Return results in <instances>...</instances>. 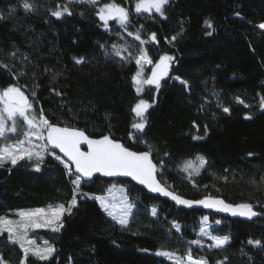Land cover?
Returning <instances> with one entry per match:
<instances>
[{
	"label": "trees",
	"instance_id": "1",
	"mask_svg": "<svg viewBox=\"0 0 264 264\" xmlns=\"http://www.w3.org/2000/svg\"><path fill=\"white\" fill-rule=\"evenodd\" d=\"M23 2L34 10L26 12ZM108 2L90 6L69 0H0V62L8 65L0 68V89L23 86L34 108L57 126L74 127L91 137L110 135L137 152L151 146L157 179L184 199L210 196L230 204L250 203L259 217L242 221L178 207L129 180L95 176L82 182L77 204L63 215L59 232L30 229L31 238L48 241L55 251L44 261L29 257L28 264H172L154 254L162 247L178 256L191 248L194 257L208 264H264V30L257 27L264 22V0H169L163 17L137 14V0H115L129 11L126 29L115 20L102 26L96 13ZM58 5H67L72 14L52 16L50 10ZM138 30L143 45L128 35ZM113 45L129 50L121 52L126 59L114 55ZM141 47L154 63L165 54L174 61L159 89L147 85L138 95L132 76ZM11 52L18 56L11 58ZM80 57L84 60L77 64L74 58ZM20 71L25 75L12 79ZM139 99L151 105L142 132L131 127L137 120L132 107ZM8 137L7 142L17 139ZM56 155L48 148L39 171L35 159L0 167V215L67 206L75 176L66 174ZM198 155L206 165L190 178L191 170L181 169L187 161L197 164ZM114 185L124 188L133 205L126 227L89 198L106 194ZM154 206L156 216L151 214ZM205 217L212 235L230 237L225 248L212 249L211 240L197 235ZM173 222L181 232L171 228ZM196 239L200 245L188 243ZM249 239L261 245H249ZM0 256L8 264H19L22 256L7 233L0 235Z\"/></svg>",
	"mask_w": 264,
	"mask_h": 264
},
{
	"label": "snow or ice",
	"instance_id": "2",
	"mask_svg": "<svg viewBox=\"0 0 264 264\" xmlns=\"http://www.w3.org/2000/svg\"><path fill=\"white\" fill-rule=\"evenodd\" d=\"M72 2H79L90 6L100 4V0H69V3ZM168 2L169 0H137L135 12L139 14L141 12L151 13L155 11L163 17L165 5H167ZM22 7L26 12L34 10V6L28 2H23ZM65 13L68 15L72 14L67 5L62 8L58 5L56 10H50V14L56 18H61ZM96 14L99 19L104 22L105 28L108 27L109 20H115L121 28L125 29L130 23L129 11L116 3L115 0L100 5ZM205 25L209 28L212 27L211 21L209 20H205ZM257 27L264 30V22L258 24ZM128 35L134 36V39L140 41L141 45L145 43V41L141 39L139 30L135 34L128 32ZM150 39L156 41V34L151 33ZM175 39L176 37L173 36L172 40ZM122 51L129 50L127 48L121 49L118 45H113L114 55L121 59H126L121 55ZM9 56L15 59L18 53L11 52ZM23 59L27 60L28 58L24 56ZM74 59L77 64L82 63L84 60L83 57ZM173 61L174 57L167 54L161 55L158 61L155 62L151 75L145 78L143 75V67L145 64H152L153 61L148 57L145 49L141 47L139 49V54L135 56L137 71L132 76L137 94L139 95L143 90L144 85H155L156 88L159 89L161 79L168 75L170 63ZM0 68L7 69L8 65L0 62ZM9 71L11 70L9 69ZM46 71H48V69H46ZM23 75H25V73L20 71L13 74L12 79L18 80L19 77ZM56 75H59V73ZM53 79H55V76H53ZM176 79L179 78L177 77ZM180 83L184 85L185 88L188 87L186 81L180 80ZM36 87H39V85H36ZM22 88L23 86L19 84H10L0 89V139L5 141V143L0 144V167H5L6 163L9 162L11 165L15 166L19 161L25 159L31 161L35 159V168L39 171L40 164L44 161V153L48 151V146L50 145L54 149H59V151L67 157V160L75 166L73 171L69 163L61 159L60 156H55V159L63 164L66 169V174L70 178L75 176V179H71V183L74 185L73 195L67 206L61 203L58 205H49L47 210L44 208L15 210L13 214L19 217V219L9 218L8 215H0V235L7 233L8 242L18 245L22 252L19 264H28L29 257L35 258L38 261H44L52 256L55 249L48 241H44V247L35 246V241L28 238V230L47 228L51 229L53 232H59L63 227V215L65 213L71 214L72 209L77 204V196L80 194L82 182L86 179H91L94 173H101L104 176L120 175L131 177L134 181L147 187L151 192L170 197L178 205H185L188 207L194 204L202 205L205 208H217V210L229 212L233 216L238 215L248 219H252L259 215L250 203L233 205L225 202L223 199L210 196L200 200H188L169 191L168 188L163 186L156 178L157 165L154 164L151 159V146H149V151H131L120 142L112 139L110 135H102L100 139H91L83 130L68 126L59 127L46 118L42 109L37 111L34 108L33 100L30 99L29 95L25 94ZM53 91H55V89H53ZM36 95L35 90L31 91V97L34 98ZM56 95H61V93L56 92ZM239 102L242 103V101ZM149 107H151V105L144 99H139L134 107H132V112L135 114L137 120L132 123L131 127L138 132H142L145 128V113ZM260 107L264 109V98L261 99ZM223 111L227 113L229 109L225 107ZM205 132H207V129H205ZM9 133L15 135L17 139L12 142H7ZM198 138L199 137H193V139ZM34 140L41 141L42 143L35 144ZM82 143L87 144V152L80 150V145ZM196 161H198V163L195 165L192 161L185 162L181 169L183 171L191 170L189 172L190 178L192 175H199L200 169L206 165V160L203 156L198 155ZM108 191L112 193L113 189L110 188ZM83 196L87 197L89 194L83 193ZM89 198L99 201L101 208L108 216L112 217L117 224L122 227L128 225L129 215L133 205L127 202L126 194L122 197L119 211H117L118 206L116 203H109L105 198L99 196ZM151 214L153 216L157 215L155 206L152 207ZM205 221H207V217L204 218L202 224ZM216 223L219 224L220 221H216ZM171 228L175 229L177 233L182 231L181 226L176 222L172 223ZM197 235L207 236L212 242L209 245L212 249H223L230 242V237L228 235H212L204 226L200 227ZM188 243L200 245L201 241L196 239ZM247 243L253 246L261 245V241L259 240L253 241L249 239ZM155 255L168 259L172 264H208L207 259L194 257L191 248H189L183 256H178L175 252L167 251L162 247L156 250ZM224 259L226 260L227 257ZM0 264H8V262L0 256ZM217 264H224V261L218 260Z\"/></svg>",
	"mask_w": 264,
	"mask_h": 264
},
{
	"label": "water",
	"instance_id": "3",
	"mask_svg": "<svg viewBox=\"0 0 264 264\" xmlns=\"http://www.w3.org/2000/svg\"><path fill=\"white\" fill-rule=\"evenodd\" d=\"M164 78V77H163ZM162 78V79H163ZM161 79V80H162ZM60 127V126H59ZM86 134V133H85ZM87 135V134H86ZM87 136H89V135H87ZM89 138H91V139H100L101 138V136L100 137H91V136H89ZM112 138V137H111ZM113 139V138H112ZM115 140V139H114ZM116 141H118V140H116ZM118 142H120V141H118ZM121 143V142H120ZM122 144V143H121ZM48 148L49 149H51L52 151H55V152H57L59 155H60V157H62L63 159H64V161H66L67 163H69V165H70V167L73 169V171H74V165H72L71 164V162L70 161H68L67 160V157H65L64 156V154L63 153H61L60 151H59V149H54V148H52L50 145L48 146ZM80 150L81 151H83V152H87L88 151V146H87V144H85V143H82L81 145H80ZM130 150V149H129ZM131 151H133V150H131ZM152 159V158H151ZM152 162H153V160H152ZM154 163V162H153ZM95 176H99V177H102V178H105V179H126V180H129V181H131L132 183H134L135 185H138L139 187H141V188H143L144 190H146L147 192H149V193H151V194H153V195H155V196H157V197H160V198H162V199H164V200H166V201H169L170 203H172V204H174V205H176V206H178V207H183V208H191V209H198V210H204V211H208V212H217V213H224V214H226V215H228L229 217H231V218H234V219H238V220H242V221H251V220H256V219H258V217H259V215H257L256 217H253L252 219H248V218H246V217H241V216H233L231 213H229V212H224V211H219V210H217V208H205V207H203L202 205H197V204H194V205H192L191 207H188V206H185V205H178V204H176V202L175 201H173L170 197H167V196H164V195H162V194H160V193H156V192H151L147 187H145L144 185H141V184H139L138 182H136V181H134L131 177H127V176H120V175H117V176H104L103 174H101V173H94L93 174V177L92 178H94ZM91 178V179H92ZM156 178H157V172H156ZM91 179H86L85 181H83V182H87V181H90ZM158 180V179H157ZM214 198H217V197H214ZM202 199H204V198H202ZM221 199V198H220ZM233 205H236V204H233ZM257 212V211H256ZM258 213V212H257Z\"/></svg>",
	"mask_w": 264,
	"mask_h": 264
},
{
	"label": "rangeland",
	"instance_id": "4",
	"mask_svg": "<svg viewBox=\"0 0 264 264\" xmlns=\"http://www.w3.org/2000/svg\"><path fill=\"white\" fill-rule=\"evenodd\" d=\"M134 10H135V7H134ZM141 13H145V12H141ZM151 13H156L155 11H153V12H151ZM148 14H150V13H148ZM156 14H158V13H156ZM100 22H101V24H102V26L103 27H105L104 26V22L103 21H101L100 20ZM154 62L152 63V64H145L144 65V67H143V75H144V77L145 78H147L148 76H150L151 75V71H152V68H153V66H154ZM136 71H137V69H136ZM145 86H147V85H144L143 86V88L145 87ZM136 87V86H135ZM8 136H12V137H16L15 135H13V134H11V133H9L8 134ZM16 140V139H15ZM14 141V140H13ZM12 142V141H11ZM34 143L35 144H40V143H42L41 141H35L34 140ZM0 144H3V142H0ZM46 153H47V151L44 153V155H46ZM34 160V159H33ZM111 189H113V191H112V193H109V191L108 192H106V194H104V195H90V197H96V196H99V197H102V198H105L109 203H116L117 204V206H118V208H117V211H119V205H120V203H121V201H122V197H123V195H125L126 193H125V190H124V188L123 187H121V186H117V185H114V186H112L111 187ZM121 190H123V191H121ZM98 203H99V201H97ZM127 202L128 203H131V201H130V199H129V197L127 196ZM132 204V203H131ZM58 205V204H57ZM99 205H100V203H99ZM49 207V206H48ZM48 207H46V208H44L45 210H47L48 209ZM101 207V206H100ZM42 208V207H41ZM35 209V208H34ZM28 210H30V209H28ZM103 210V209H102ZM104 211V210H103ZM132 211H133V207H132ZM132 211H131V213H132ZM105 212V211H104ZM106 213V212H105ZM131 213H130V215H129V218H130V216H131ZM107 214V213H106ZM9 216V218H12V219H19V217H17V216H15L13 213L12 214H9L8 215ZM110 217V216H109ZM110 218H112V217H110ZM202 221H204V218L202 219ZM202 221H201V226H204V227H206V230L210 233V231H209V228H210V225H209V223H208V221H205L203 224H202ZM30 229L28 230V238L29 239H31V240H33V241H35V246H37V247H44L45 245H44V241H38L36 238H31L30 237ZM202 237H206L207 238V236H202ZM212 243V242H211ZM155 252L156 251H154V254H155Z\"/></svg>",
	"mask_w": 264,
	"mask_h": 264
}]
</instances>
